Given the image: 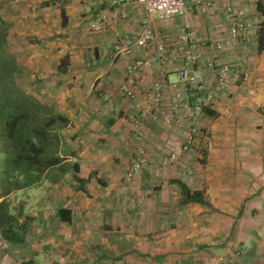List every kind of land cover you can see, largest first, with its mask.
Masks as SVG:
<instances>
[{"label": "crops", "instance_id": "obj_1", "mask_svg": "<svg viewBox=\"0 0 264 264\" xmlns=\"http://www.w3.org/2000/svg\"><path fill=\"white\" fill-rule=\"evenodd\" d=\"M185 3L189 10L183 16L151 21L153 31L163 38L167 57L162 66L152 63L143 70L134 89L137 100L131 102L119 94L125 67L130 61L154 58L156 44L135 50L129 58L115 56L114 47L138 27L145 15L141 8H114L111 0H0V23L7 28V52L18 68L16 80L27 95L67 121L59 136L72 153L65 161L69 171L49 185L55 211L47 213L44 202V212L32 215L41 226L38 241L28 244V229L22 244H10L13 254H18L10 264L28 262L30 253L34 264H43L39 260L49 244L47 253L78 252L83 243H64L80 236H73L71 229L87 231L90 254H115L121 263L120 255L131 252L134 241V251L156 256L157 264H264V133L255 132L258 125V130L264 129V57L261 52L257 61L245 51L254 31L236 46L226 43V8L241 9L258 22L255 6L252 0ZM203 7L205 19L192 22L187 12ZM97 13L106 16L105 28L98 33L88 26ZM114 13L126 16L112 21ZM185 29L195 31L192 47L204 61L231 64L236 73L215 102L213 124L203 121L213 149L201 166L197 163L201 139L192 150L195 158L187 154L169 163L186 133V115L170 112L180 65L178 38ZM214 43H224L223 50L212 49ZM196 71L212 85L213 73L203 67ZM157 80L164 82V116L141 120L148 163L132 183H126L125 161L135 151L129 119L139 117L147 107ZM86 164L89 170L83 176ZM73 177L85 181L83 190ZM179 184L201 193L207 204L183 203ZM127 196L132 197L129 203ZM104 229L121 236L106 237ZM94 259L90 263L98 264Z\"/></svg>", "mask_w": 264, "mask_h": 264}, {"label": "built area", "instance_id": "obj_2", "mask_svg": "<svg viewBox=\"0 0 264 264\" xmlns=\"http://www.w3.org/2000/svg\"><path fill=\"white\" fill-rule=\"evenodd\" d=\"M196 5L200 0H195ZM93 3H91V6ZM114 8H125L128 5H135L144 11V17L139 21L138 27L129 35L121 37L115 43L114 55L121 58H129L135 50H147L153 43L156 44V56L152 59H139L130 61L125 67V81L119 89L122 98L131 102L137 100L135 87L139 82L141 73L152 63L159 66L164 64L167 57L163 38L153 31L151 21L165 22L175 17L183 16L189 10L185 0H111ZM210 2H207V6ZM199 12L204 13L205 8ZM125 13L112 14L110 19L116 21L118 18H125ZM227 16V42L237 45L245 35L254 30L256 19H249L247 14L241 9L226 8ZM106 16L97 13L88 26L91 31L102 32L105 28ZM196 33L192 29L182 30L178 43L180 50L178 57L180 65L176 70V82L174 85L173 101L170 104V112L175 115L184 113L186 115V133L184 141L180 145L179 151L185 155L195 146L196 141L205 139L206 133L201 129V122L206 116V111L213 110L218 95L225 93L231 81L235 77L234 66L228 63H219L215 60H205L199 51H195L192 42ZM222 43L212 44V49L216 52L223 50ZM206 68L213 73L214 81L211 86L207 85L197 74L196 69ZM164 82L155 81L152 84L149 104L141 112L139 117H130L131 136L134 141L135 151L125 174V180L129 182L148 163L146 156L145 137L141 133L140 124L144 118H156L164 116L161 111L164 101ZM168 121V117H165ZM170 122V121H169ZM176 154L169 156V163L176 161Z\"/></svg>", "mask_w": 264, "mask_h": 264}, {"label": "trees", "instance_id": "obj_3", "mask_svg": "<svg viewBox=\"0 0 264 264\" xmlns=\"http://www.w3.org/2000/svg\"><path fill=\"white\" fill-rule=\"evenodd\" d=\"M6 38L7 28L0 23V237L18 245L25 241L32 219L23 215V203L14 206L10 197L36 187L45 177L58 182L69 171L65 161L72 153L59 136L67 121L20 88ZM72 171L78 172L75 164ZM73 180L83 190V181ZM179 187L183 203L207 204L201 193H191L184 184Z\"/></svg>", "mask_w": 264, "mask_h": 264}, {"label": "rangeland", "instance_id": "obj_4", "mask_svg": "<svg viewBox=\"0 0 264 264\" xmlns=\"http://www.w3.org/2000/svg\"><path fill=\"white\" fill-rule=\"evenodd\" d=\"M252 1L254 3L255 11H256L257 16H258V22H256V24L254 26L255 29L253 30L254 34L252 36V40L248 43V45H246L245 51L250 52L249 55L255 57V59L258 61V60H261L260 59L261 58V52L263 53L262 56L264 57V0H252ZM187 14H188L187 16L190 18V20L192 22H194V21L200 22L201 20L205 19V17H206L205 16L206 13H201V12H187ZM242 44L243 45H241V46H244L243 42H242ZM230 45L232 46L231 43H228V46H230ZM254 61L255 60H253V62ZM251 64H252V61H251ZM218 97H219V95L217 96L216 101H217ZM211 111H213V110H209L210 114L206 113V116L203 119V121L205 123L210 121L211 122V123H209L210 125L213 124V121L216 118L215 117L214 119H210L214 115L213 112H211ZM257 113L260 114L262 112H257ZM203 121L201 122L200 126H201V129H203L202 131H206V128H203V126H202V124L204 125ZM205 127H207V126L205 125ZM257 128H261V126L258 125ZM257 128L255 131V132H257V134L264 133V132H262V131H264V129L258 130ZM205 133H206V136H205L206 140L201 139V141H202L201 143L203 144V147H201V149L199 148L200 150L199 149L197 150V152H199V154L201 155V158H199L198 161L196 160L200 166L205 165V161H206L205 156H206L207 151L210 149H213V145H212V141H211V135H210L211 133L209 130H208V132H205ZM193 148L190 150L188 155L185 154L188 156V158H191V159L195 158V155L192 152ZM182 155L183 154H181V152L178 149L177 157L182 156ZM132 157H133V154H131V156L125 161V168L123 170L124 171L123 172V180L126 183H132V181H134V177L129 182H127L125 180V174L127 172V169L129 167V163H130ZM3 159H4V155H2L0 153V165L3 162ZM103 163L104 162L101 159V162L99 161L100 167H102ZM262 163L264 164V161ZM82 168L85 169L84 170L85 172H83L82 175L83 176L87 175L86 174L88 172L87 170H89V167L87 166V164H86V166L83 165ZM51 181L52 180L50 178L45 177L44 180L36 186L37 188L34 187L35 188L34 190H31L28 192H25V191L19 192L16 195H12L10 197V200L14 203V206H17L18 203L22 202L23 203V209H22L23 215L26 217H29V218L34 219V217H32V215L33 214L35 215V213L37 211H38L36 213L37 216L40 215L41 213H43L44 212L42 209L43 206H45V211L47 213H52L55 211V207H54V202L50 201V197H51L50 195H53L54 191L52 192L49 190V185L55 184V183H53ZM100 181L101 180H99L98 182H100ZM83 184L85 185L84 180H83ZM47 193H49L48 196H47ZM129 198L131 199L132 197L131 196L126 197L127 203H129ZM44 202H45V205H43ZM29 227H28V229H29V233H30L31 238H30V240H29L30 242L28 244L37 243V241H38L37 235H38V233H40V232H37V229L40 228L41 226H39V223L36 224L33 220H31V222H29ZM70 232L72 233L73 236H76V235H80V236L78 238H75L74 242L69 243L70 241L69 242L66 241L64 243H66V246H69L70 244L74 245L75 241L83 243V245L79 247L78 252H76V253H63L62 254L58 251L57 253L54 254L55 251L53 250L50 253H47L50 249L49 247L51 246V244H49V245H46V248H47L46 254H44L43 257L39 261H41L43 264H91L90 263L91 260L95 257L94 262H98V264H120L121 263L120 259H117V257H113V256H115V254H111L110 257H107V255L101 254L98 252H95L94 254H90L87 250V245H86V243L89 241V237L85 238L86 232H87L86 230H81L80 231L81 233H80L74 229H71ZM90 232H91V230H90ZM103 232H107L106 233L107 236L105 235L106 237H108V235H115L118 237L121 236L118 234L116 235V233L109 232L108 229H104ZM94 234H96V233H94ZM125 240H126L125 245L128 249L129 246L127 245V243L129 244L130 241L128 238H126ZM134 245L135 244L133 241L131 252H129V253L126 252L123 255L118 254V256L120 255V256L124 257L123 258L124 261L121 264H157L159 262L158 259L156 258V256L152 259L147 254H140V253L135 252L133 249ZM10 248H11L10 244H8L7 242L4 243V241H2L0 239V264H10L11 260H13L16 255H18V254H15L16 252L13 254V252ZM85 249L87 251H85ZM32 256H33V254L30 253L29 254L30 259L28 260V262L31 264H34L33 260L31 259ZM159 257H161V256H159ZM25 263H27V262H25ZM25 263L22 262V264H25Z\"/></svg>", "mask_w": 264, "mask_h": 264}]
</instances>
